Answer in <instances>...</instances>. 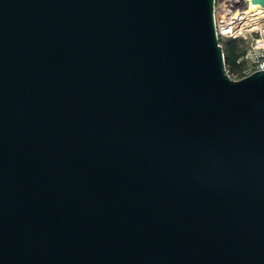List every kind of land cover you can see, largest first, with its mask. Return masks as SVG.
Masks as SVG:
<instances>
[{
	"label": "water",
	"instance_id": "95a60500",
	"mask_svg": "<svg viewBox=\"0 0 264 264\" xmlns=\"http://www.w3.org/2000/svg\"><path fill=\"white\" fill-rule=\"evenodd\" d=\"M214 6L0 0V264H264V64Z\"/></svg>",
	"mask_w": 264,
	"mask_h": 264
},
{
	"label": "built area",
	"instance_id": "2783aa9c",
	"mask_svg": "<svg viewBox=\"0 0 264 264\" xmlns=\"http://www.w3.org/2000/svg\"><path fill=\"white\" fill-rule=\"evenodd\" d=\"M252 0H215L214 15L219 37H242L248 47L239 62L246 66L239 75L229 72L235 79L245 77L263 68L264 64V6Z\"/></svg>",
	"mask_w": 264,
	"mask_h": 264
},
{
	"label": "trees",
	"instance_id": "16d2710c",
	"mask_svg": "<svg viewBox=\"0 0 264 264\" xmlns=\"http://www.w3.org/2000/svg\"><path fill=\"white\" fill-rule=\"evenodd\" d=\"M220 43L225 52L226 67L229 72L239 75L247 65L246 62H239L238 59L244 54L248 43L242 37H222Z\"/></svg>",
	"mask_w": 264,
	"mask_h": 264
},
{
	"label": "bare ground",
	"instance_id": "6f19581e",
	"mask_svg": "<svg viewBox=\"0 0 264 264\" xmlns=\"http://www.w3.org/2000/svg\"><path fill=\"white\" fill-rule=\"evenodd\" d=\"M251 2H252V3H255V2H253V1H251ZM256 6H258L257 3H255V6H251V7L254 8V7H256Z\"/></svg>",
	"mask_w": 264,
	"mask_h": 264
},
{
	"label": "rangeland",
	"instance_id": "374dc122",
	"mask_svg": "<svg viewBox=\"0 0 264 264\" xmlns=\"http://www.w3.org/2000/svg\"><path fill=\"white\" fill-rule=\"evenodd\" d=\"M247 43H249V42H247Z\"/></svg>",
	"mask_w": 264,
	"mask_h": 264
}]
</instances>
